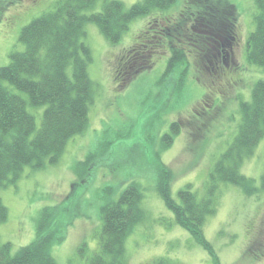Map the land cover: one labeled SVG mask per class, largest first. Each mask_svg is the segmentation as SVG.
Wrapping results in <instances>:
<instances>
[{
  "label": "rangeland",
  "instance_id": "rangeland-1",
  "mask_svg": "<svg viewBox=\"0 0 264 264\" xmlns=\"http://www.w3.org/2000/svg\"><path fill=\"white\" fill-rule=\"evenodd\" d=\"M58 1L0 0V69L10 64L12 52L25 50L19 41L22 29L53 10ZM109 1L114 0H98L85 14L100 13ZM116 1L130 8L142 0ZM195 1L177 0L168 11L155 10L136 19L117 45L110 44L95 24L86 25L84 42L91 49L89 75L95 86L89 124L83 134L70 139L57 164L46 163L41 169L26 166L14 184L0 188V198L8 209L7 221L0 223V245L10 243L12 256L55 229L53 221L40 234L38 219L44 208L58 207L56 221L67 236L63 243L52 246L54 259L57 264H87L99 249L101 207L117 201L136 181L144 188L141 207L146 219L126 241L127 264H154L164 258L166 264H213L209 253L175 223L157 192L158 164L171 172L175 200L188 185L199 197L205 195L211 171L238 134L241 104L252 101L255 85L264 81V69L247 61L256 0H228L225 7L217 5L216 22L201 14ZM212 1L220 4L222 0ZM225 17H235L236 70L219 72L216 77L211 74L212 54L205 51L208 46L197 41L205 42L214 31L216 34ZM172 48L189 57L184 75L181 65L167 71ZM135 52L148 58L144 54L133 57L129 62L132 75L124 77L121 63ZM46 108L28 107L36 119V131ZM173 123L178 135L164 147L163 138ZM99 142L112 147L80 184L76 165ZM240 173L254 182L257 191L248 195L240 186L220 184L217 211L206 220L205 237L222 264H264V138L244 160ZM108 187L114 189L112 194L105 191ZM84 244L87 251L81 256L79 249Z\"/></svg>",
  "mask_w": 264,
  "mask_h": 264
},
{
  "label": "trees",
  "instance_id": "trees-1",
  "mask_svg": "<svg viewBox=\"0 0 264 264\" xmlns=\"http://www.w3.org/2000/svg\"><path fill=\"white\" fill-rule=\"evenodd\" d=\"M97 1L59 0L53 10L22 29L19 41L25 45V50L12 52L10 64L0 69V188L7 183L14 184L26 166L41 169L46 163L57 164L70 139L87 129L95 86L89 75L92 53L84 42L86 25L95 24L110 44L117 45L133 21L155 10L168 11L177 3V0H142L126 8L122 2L114 0L106 2L100 13L86 15L85 12L94 8ZM255 2V29L247 42V61L264 69V0ZM227 4L230 1L222 0L220 4L212 0L195 1L199 12L206 13L213 22L219 19L217 5L221 8ZM235 17H225L218 32L212 33L215 37L211 34L207 41H197L208 46L207 53L212 54L210 40H216L223 25L236 28ZM141 54L148 58L143 52H135L121 63L125 68L124 77L132 75V58ZM188 58L181 50L172 48L168 73L181 65L184 75ZM126 82L127 78L123 80L124 85ZM43 105L47 108L41 128L36 131V119L28 107ZM241 111L238 134L215 164L202 197L188 185L178 192V200H175L171 195V172L164 164H158L157 192L173 213L175 223L188 231L195 243L209 253L213 264L222 263L206 239L204 228L207 218L217 211L220 184L240 186L248 195L257 191L254 182L240 173V167L264 138V81L255 85L252 101L242 103ZM177 130L173 123L170 133L163 138L164 147L172 143L178 135ZM111 147L99 142L97 149L76 165L75 173L80 184L86 181ZM261 181L264 190V174ZM105 191L112 194L114 189L108 187ZM143 199L144 188L134 181L117 201H108L101 207V230L97 233L99 249L89 257L87 264H127L126 241L136 225L146 219L141 207ZM59 214L58 207L44 208L38 219V232L44 235L53 221L55 229L49 230L39 242L21 248L15 256L11 255L10 243L0 245V264H57L51 248L63 243L67 236L66 229L56 221ZM7 219L8 209L0 198V223ZM84 251H87L86 244L79 249V254L83 256ZM163 263L166 264L167 259H159L154 264Z\"/></svg>",
  "mask_w": 264,
  "mask_h": 264
},
{
  "label": "flooded vegetation",
  "instance_id": "flooded-vegetation-1",
  "mask_svg": "<svg viewBox=\"0 0 264 264\" xmlns=\"http://www.w3.org/2000/svg\"><path fill=\"white\" fill-rule=\"evenodd\" d=\"M217 39L216 47L211 50L213 58V72L211 74L213 73L216 77H218L219 72L222 73L228 69L236 70V51L239 48L236 28H231V25H223V31ZM232 67L234 68L232 69Z\"/></svg>",
  "mask_w": 264,
  "mask_h": 264
},
{
  "label": "bare ground",
  "instance_id": "bare-ground-1",
  "mask_svg": "<svg viewBox=\"0 0 264 264\" xmlns=\"http://www.w3.org/2000/svg\"><path fill=\"white\" fill-rule=\"evenodd\" d=\"M218 39L216 38V40H214V39H212V40H210L211 42H210V50H213L214 49V47H216V44H217V41Z\"/></svg>",
  "mask_w": 264,
  "mask_h": 264
}]
</instances>
